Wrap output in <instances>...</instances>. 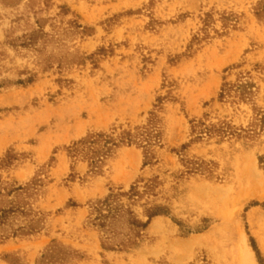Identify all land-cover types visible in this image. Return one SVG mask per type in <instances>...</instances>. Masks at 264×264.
<instances>
[{"label":"rangeland","instance_id":"obj_1","mask_svg":"<svg viewBox=\"0 0 264 264\" xmlns=\"http://www.w3.org/2000/svg\"><path fill=\"white\" fill-rule=\"evenodd\" d=\"M0 264H264V0H0Z\"/></svg>","mask_w":264,"mask_h":264},{"label":"trees","instance_id":"obj_2","mask_svg":"<svg viewBox=\"0 0 264 264\" xmlns=\"http://www.w3.org/2000/svg\"><path fill=\"white\" fill-rule=\"evenodd\" d=\"M128 137L131 139V136H133L131 133H127ZM99 136H102L99 134ZM97 138V137H96ZM93 138V142H96L97 139ZM107 143H113V141H106ZM111 149V146L106 145L105 150H97L96 153H100L101 154H106L107 152H109ZM131 195L132 197H135L136 195L139 194V190L136 187H133L128 193L124 194V195ZM123 195V194H120ZM120 195L114 194L111 197H108L106 199H104L103 201H101L97 206V211L98 214H100V219H108L112 216V218L114 219H118L122 216V212H123V205L122 204H118L117 200L119 199ZM150 212V217H153L155 215H158V211H149ZM130 223L133 225V227H146L148 222H142L140 219L136 218V217H131L129 219ZM104 222V221H103ZM103 224V223H102Z\"/></svg>","mask_w":264,"mask_h":264}]
</instances>
